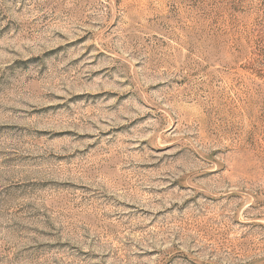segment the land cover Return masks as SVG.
<instances>
[{"label": "rangeland", "instance_id": "obj_1", "mask_svg": "<svg viewBox=\"0 0 264 264\" xmlns=\"http://www.w3.org/2000/svg\"><path fill=\"white\" fill-rule=\"evenodd\" d=\"M0 264H264V0H0Z\"/></svg>", "mask_w": 264, "mask_h": 264}]
</instances>
